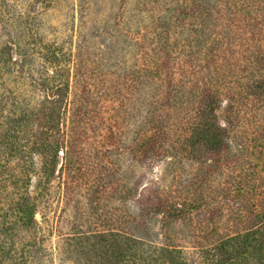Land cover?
Masks as SVG:
<instances>
[{
  "label": "rangeland",
  "instance_id": "1",
  "mask_svg": "<svg viewBox=\"0 0 264 264\" xmlns=\"http://www.w3.org/2000/svg\"><path fill=\"white\" fill-rule=\"evenodd\" d=\"M0 264H264V0H0Z\"/></svg>",
  "mask_w": 264,
  "mask_h": 264
},
{
  "label": "trees",
  "instance_id": "2",
  "mask_svg": "<svg viewBox=\"0 0 264 264\" xmlns=\"http://www.w3.org/2000/svg\"><path fill=\"white\" fill-rule=\"evenodd\" d=\"M240 186H241V185H240ZM240 186H239V184H238V185H237V188H239V191H242Z\"/></svg>",
  "mask_w": 264,
  "mask_h": 264
}]
</instances>
